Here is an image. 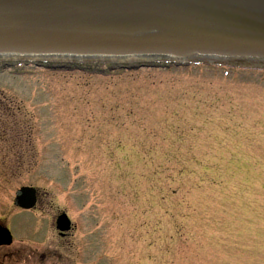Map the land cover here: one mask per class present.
Returning a JSON list of instances; mask_svg holds the SVG:
<instances>
[{
    "label": "rangeland",
    "instance_id": "obj_1",
    "mask_svg": "<svg viewBox=\"0 0 264 264\" xmlns=\"http://www.w3.org/2000/svg\"><path fill=\"white\" fill-rule=\"evenodd\" d=\"M224 65L1 68L3 222L33 186L56 263L264 264V71Z\"/></svg>",
    "mask_w": 264,
    "mask_h": 264
},
{
    "label": "water",
    "instance_id": "obj_2",
    "mask_svg": "<svg viewBox=\"0 0 264 264\" xmlns=\"http://www.w3.org/2000/svg\"><path fill=\"white\" fill-rule=\"evenodd\" d=\"M190 56L264 59V0H0V57Z\"/></svg>",
    "mask_w": 264,
    "mask_h": 264
},
{
    "label": "flooded vegetation",
    "instance_id": "obj_3",
    "mask_svg": "<svg viewBox=\"0 0 264 264\" xmlns=\"http://www.w3.org/2000/svg\"><path fill=\"white\" fill-rule=\"evenodd\" d=\"M40 198L41 195L37 190L35 207L27 210L14 207L16 211L11 218L9 217L10 223L3 222V220L6 221L5 214L0 217V226L7 227L12 236L9 244L0 245V264H71V259L63 260L61 256L57 257L58 263H56L54 256L57 255V246L49 242L53 238L52 233L57 235L59 240H65L68 232L57 231L55 219L52 222V231L51 227L42 226L34 220L33 213L37 211ZM12 225L17 232L16 236H14ZM66 244V250L70 252L69 242ZM69 255L71 256V253Z\"/></svg>",
    "mask_w": 264,
    "mask_h": 264
}]
</instances>
